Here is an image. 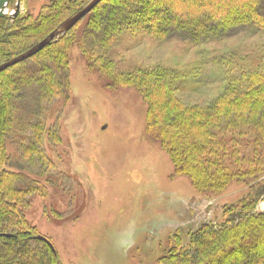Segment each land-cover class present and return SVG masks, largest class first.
Segmentation results:
<instances>
[{
    "label": "trees",
    "instance_id": "trees-1",
    "mask_svg": "<svg viewBox=\"0 0 264 264\" xmlns=\"http://www.w3.org/2000/svg\"><path fill=\"white\" fill-rule=\"evenodd\" d=\"M91 1L50 0L38 15L0 16V65L38 44ZM263 4L101 0L41 51L1 71L0 264H62L37 237L24 209L37 189L31 170L37 177L44 173L49 164L45 143L59 141L48 121L69 97L74 47L91 73L114 87L140 92L148 106L147 133L199 193L218 195L234 182L250 189L224 207L221 222H204L184 233L185 240L177 233L160 264H264V41L248 40L264 36ZM138 29L160 42L176 34L200 49L199 59L188 70L161 63L121 70L114 52L126 32ZM236 38V45L225 43L224 50L202 48ZM209 64L214 78L202 73ZM217 81L221 86L203 100L183 94L186 88L199 91ZM14 159L21 169L8 168Z\"/></svg>",
    "mask_w": 264,
    "mask_h": 264
},
{
    "label": "rangeland",
    "instance_id": "rangeland-1",
    "mask_svg": "<svg viewBox=\"0 0 264 264\" xmlns=\"http://www.w3.org/2000/svg\"><path fill=\"white\" fill-rule=\"evenodd\" d=\"M17 2L8 1L6 15L13 16ZM49 2L21 0L20 12L38 15ZM238 39L202 48L224 50L225 43L236 45ZM249 39L260 45L264 36ZM198 50L176 34L160 42L138 29L125 33L114 57L125 71L157 63L188 70L199 59ZM69 65V97L48 121L59 141L45 143L44 173L37 177L31 170L37 189L24 209L62 264H160L177 233L185 240L202 223L221 222L224 207L250 193L235 182L218 195L199 193L147 133L148 106L136 88L114 87L91 73L75 47ZM211 69L207 65L204 76L214 78ZM191 80L186 79L187 86ZM217 82L183 94L203 100L221 86ZM8 168L19 170L22 164L14 159Z\"/></svg>",
    "mask_w": 264,
    "mask_h": 264
},
{
    "label": "water",
    "instance_id": "water-1",
    "mask_svg": "<svg viewBox=\"0 0 264 264\" xmlns=\"http://www.w3.org/2000/svg\"><path fill=\"white\" fill-rule=\"evenodd\" d=\"M9 0H0V16H4L5 12L4 9L6 7V3ZM21 0H18L16 4V12L14 16H16L20 12L21 8ZM101 0H92L86 7L78 11L76 14L73 16L67 18L65 21H63L59 27H57L54 31H52L46 38H44L42 41H40L38 44L27 50L26 52L12 58L11 60L3 63L0 65V72L13 66L14 64L21 62L23 60H26L33 56L34 54L38 53L41 51L47 44H49L56 36L60 34L66 33L68 30H70L74 25H76L80 20H82L89 12L93 10V8L98 5V3ZM39 239H42L46 241L50 247L56 252V249L53 245V243L45 236L43 235H38L37 236Z\"/></svg>",
    "mask_w": 264,
    "mask_h": 264
},
{
    "label": "built area",
    "instance_id": "built-area-1",
    "mask_svg": "<svg viewBox=\"0 0 264 264\" xmlns=\"http://www.w3.org/2000/svg\"><path fill=\"white\" fill-rule=\"evenodd\" d=\"M5 12H8V8H7V6H6V8H5Z\"/></svg>",
    "mask_w": 264,
    "mask_h": 264
}]
</instances>
